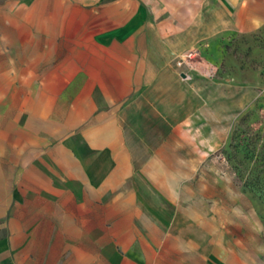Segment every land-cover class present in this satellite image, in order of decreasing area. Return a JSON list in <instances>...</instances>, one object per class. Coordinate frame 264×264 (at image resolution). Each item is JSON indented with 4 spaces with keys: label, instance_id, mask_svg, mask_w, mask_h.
<instances>
[{
    "label": "crops",
    "instance_id": "1",
    "mask_svg": "<svg viewBox=\"0 0 264 264\" xmlns=\"http://www.w3.org/2000/svg\"><path fill=\"white\" fill-rule=\"evenodd\" d=\"M0 5L37 47L33 62L54 64L66 94L82 96L66 125L88 126L1 193L0 264H230L232 248L212 243L210 224L171 204L212 155V112L231 120L249 107L247 84L211 79L212 55L193 60L216 36H202V0ZM225 11V37L264 30V0H231Z\"/></svg>",
    "mask_w": 264,
    "mask_h": 264
},
{
    "label": "rangeland",
    "instance_id": "2",
    "mask_svg": "<svg viewBox=\"0 0 264 264\" xmlns=\"http://www.w3.org/2000/svg\"><path fill=\"white\" fill-rule=\"evenodd\" d=\"M230 4L231 0H202V36H216L204 41L207 46L193 48V60L201 52L212 55L218 62L211 79L247 84L249 107L231 120L217 119L212 112L218 138L212 155L196 174L186 176L179 202L171 204L182 208L185 216H199L204 226L210 224L212 243L224 241L232 248L230 264H264V30L225 37V6ZM16 25L17 16L0 5V195L15 190L21 170L42 160L67 135L88 130L86 122L66 125L79 115L82 96L66 94L65 80L55 79L49 70L54 64L33 62L37 47L23 31L12 29ZM206 166L212 172H205ZM203 230L209 232L208 227ZM216 256L212 254V262Z\"/></svg>",
    "mask_w": 264,
    "mask_h": 264
},
{
    "label": "built area",
    "instance_id": "3",
    "mask_svg": "<svg viewBox=\"0 0 264 264\" xmlns=\"http://www.w3.org/2000/svg\"><path fill=\"white\" fill-rule=\"evenodd\" d=\"M191 56H192V53H189V54L187 55L188 58L191 57ZM184 63H185V61H184L183 58H180V59L177 61V65H178L179 67H182V66L184 65Z\"/></svg>",
    "mask_w": 264,
    "mask_h": 264
}]
</instances>
